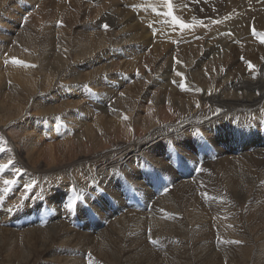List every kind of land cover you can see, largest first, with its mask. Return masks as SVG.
Wrapping results in <instances>:
<instances>
[{
  "label": "rangeland",
  "instance_id": "1",
  "mask_svg": "<svg viewBox=\"0 0 264 264\" xmlns=\"http://www.w3.org/2000/svg\"><path fill=\"white\" fill-rule=\"evenodd\" d=\"M169 4L171 16L167 15ZM263 16L264 0H0V164L8 165L0 172V264H244L245 258L264 264V252L255 247V234L262 224L255 201L241 202L238 197L230 201L225 197L228 181H223L214 167L203 170L207 164L217 166L221 158L204 159L207 162L200 172L194 167L195 175L194 169L190 170V204L198 203L204 210L237 222L247 219L248 226L242 229L241 224L223 232L206 218L195 227V237L186 234L187 242L193 243L190 248L166 252L161 248L130 251L124 245L123 252H111L101 247L104 216L108 215L104 233L115 226L116 216L124 214L127 221L132 218L126 215L128 210L117 213L118 208L106 204L107 211H102L101 203L95 201L102 187L99 179L95 185L98 189H87L80 169L75 171L76 178L69 172L61 174V187L39 179L59 155L69 158L64 164L81 165L92 172L108 171L105 162L97 159L79 162L106 152L110 144L118 146L150 132V120L146 119L153 107H161L165 115L176 114L168 89L158 85L160 81L166 83L160 79L167 76V69L186 72L207 45L218 49L221 42H261L264 32L256 19ZM173 17L188 27L181 28ZM233 53L235 59L225 64L226 69L234 67L232 75V71L234 76L240 72L257 74L260 60L252 61L251 52ZM214 54L200 58V63L196 60L192 72L205 75L214 71ZM165 62L169 63L165 66ZM249 62L253 69L248 67ZM217 82L221 85L218 89L226 85L223 94L232 91L233 83L227 86ZM207 85L212 86L213 80L203 85L199 79L193 94H202L201 89ZM180 91L184 100L191 94ZM172 119H163L162 125L168 126ZM248 150L253 152V147ZM173 153L178 154L175 150ZM178 155L171 162L175 169L183 166L180 168L184 172L195 154ZM6 179L15 183L5 186ZM28 185L33 187L29 190ZM130 185L122 190L124 196L139 192L138 188L129 193ZM74 195L77 203L70 209ZM244 203L250 204V211ZM160 212V216H166ZM151 216H155L153 212L150 223ZM183 221L190 229L188 217ZM232 232H237L239 239L226 250L222 242ZM138 236L148 239V233ZM44 242L51 247L44 248ZM247 243L252 249L241 251Z\"/></svg>",
  "mask_w": 264,
  "mask_h": 264
},
{
  "label": "bare ground",
  "instance_id": "2",
  "mask_svg": "<svg viewBox=\"0 0 264 264\" xmlns=\"http://www.w3.org/2000/svg\"><path fill=\"white\" fill-rule=\"evenodd\" d=\"M162 1L164 3L168 2V0ZM180 7H177V9ZM114 15L117 16L118 14L115 13ZM115 24L116 22L114 21L113 26ZM256 25L264 32V16L256 19ZM259 29L257 28V30ZM218 45V49H211V46L207 45L196 56L189 69L185 70L186 72L182 73L179 70L173 72L174 69L169 68L167 69V76L160 79H165L166 81V83L160 81L158 85L168 89L167 96H171L172 99L170 106L176 109V114L167 113L165 115L161 112V107H159L160 109L157 106L153 107L146 119L150 120L148 124L150 132L138 135L135 139L129 140V142H123V144L121 142L118 146H115L116 144L114 143V145L110 144L106 152H98L93 157L79 162V164H83L89 160L97 159L105 162V166L109 168L108 171H103L104 169L97 171L94 169L92 172L81 165L64 164V162L69 161V158L59 155L52 159L54 165L48 171H45L47 174L43 178H39L41 183L46 181L45 184L61 187L63 181L58 179L61 174L69 172L73 178H76L75 171L80 169L82 177L88 185L87 189L90 187L92 189V186H94L93 189H98L95 185L100 180L101 192L96 195L95 201L101 203L103 212L107 211L108 206L115 209L118 208L119 211L117 213L128 210L126 215L132 220H125L124 214L116 216L115 222L112 221L115 226L110 228L107 233L103 232L107 227L103 223L108 221V215L102 216L101 225L104 228L101 231V237L104 243L101 247L104 250L123 252L121 251L122 245H124V248L126 246V249L128 248L130 251L138 250L140 252L156 251V249L160 248L161 252L190 248L193 243L187 242L188 237L186 234L195 237L197 235L195 227L200 226L206 218H211L210 222L219 231L229 232L231 228L241 226V224L242 229L246 228L248 226L247 219L237 222L235 219H229L226 216H218L214 211L204 210L203 206L198 203L190 204L192 194L189 189V184L192 180L189 178L190 170L192 169L193 172L194 167H196V169L199 168L200 172L202 164L207 162L204 159L215 156L217 159L221 158V162L217 166L207 164L203 170L205 171L207 167H214L220 173L222 180L228 181L230 186L225 188L228 187L227 191L229 190L230 193L227 192L225 197L230 201L233 200V197H238L241 202L243 200L245 202L248 201V203L252 200L255 201V208L262 213V224L257 234H255L257 236L255 237L257 240L256 246H253L264 252V42H255V39H252L248 42H235L233 43L234 46L232 44L226 45L223 42ZM230 49L234 50L230 53H224V51ZM234 51L251 52L252 61L260 60V66L255 76L251 74L243 75L242 72H240L241 75L237 73L238 76H234L236 73L232 71L234 74L232 75L230 72L234 67L225 68L228 60L235 59ZM213 52L216 54L212 58L218 57V59H213L217 63H215L216 69L214 71L205 73V75L201 74V71L192 72L196 60L200 63L201 59ZM226 54L232 55L227 58ZM192 59L188 61L191 62ZM169 62L171 61L169 60ZM169 62H165V66ZM180 66H183V64ZM161 69L160 71H162ZM209 70L211 69L209 68ZM178 72L182 73V76H178L176 74ZM166 78L168 79L166 80ZM199 79L203 85H206L208 79L213 80V85L217 81H222L224 84H228L227 86L233 83L231 85L232 91L223 94L222 90L226 85L222 87L223 89H218L221 86L218 84L221 82H217L218 84H215V87L213 85L204 86L201 89L202 94L194 95L193 93L197 88ZM182 84L184 85L183 88L181 87ZM181 89L186 93H191L185 100L179 96ZM172 97L177 98V100L174 101L175 98L173 99ZM162 100H166V97L162 96ZM207 105L208 107H205ZM161 117L164 121L172 118L173 121L169 122L168 126H163L162 123L164 124L166 121L163 122ZM141 138L142 140L139 142ZM249 147H253V152H249L251 150H248ZM174 150L178 154L182 152L195 154L194 161L192 160L186 164L184 172L180 168L183 166L178 165L179 167L175 169V163L172 164L171 162L175 158H179L178 154H171ZM231 154H234L232 158ZM131 159L132 161L130 162ZM234 168L238 173H236ZM98 169L101 168L99 167ZM242 169L247 170L243 172L251 174H243ZM52 172L53 174H51ZM193 175H195V169ZM152 179L153 181L149 183ZM126 184H131L128 189L129 193L138 188L139 192L135 195L124 196L122 190H125ZM200 187L203 188L201 185ZM89 194L91 195L92 192L90 191ZM136 196L139 197L135 201ZM155 197L158 198L156 199ZM238 198L237 200H239ZM73 201H77L75 195ZM73 201L70 200L71 203ZM248 203L243 205H246L247 210L250 211V204ZM160 210L166 216H160ZM152 212L155 216H151L153 219L150 223ZM127 216L126 218H128ZM185 217L190 220V229L187 228L183 221ZM110 225L112 226V224ZM48 229L51 230L52 228ZM234 229L236 230V228ZM140 232L148 233V239L139 238ZM52 233L54 232L52 231ZM236 233H228L227 238L223 239L225 241L222 243L226 246V250H230L235 240L239 239V234ZM115 236H117L118 241L114 238ZM172 238H175L177 242H174ZM243 238L246 237L243 236ZM84 245L87 246L86 244ZM42 246L44 248L51 247L47 242H44ZM250 248L252 249L250 244L248 245L247 243L240 249H243L241 251L244 252ZM243 263L256 264L249 258H245Z\"/></svg>",
  "mask_w": 264,
  "mask_h": 264
},
{
  "label": "snow or ice",
  "instance_id": "3",
  "mask_svg": "<svg viewBox=\"0 0 264 264\" xmlns=\"http://www.w3.org/2000/svg\"><path fill=\"white\" fill-rule=\"evenodd\" d=\"M167 15H170V16L172 15V13H171V4H169V12L167 13ZM173 21H174L175 23H179L181 28H186V27H188V25L184 24L183 22H180V21L176 20L175 17H173ZM104 27H105V29H107L108 26L105 25ZM253 33L255 34V30H254V29H253ZM261 42H264V36L261 37ZM177 62H179V61H177ZM13 63L21 64L22 62L19 61V60H13ZM248 67H249L250 69H253L254 66L251 65V63L249 62ZM176 74H177L178 76H182V73H179V72H178V73H176ZM181 87L183 88L184 85L182 84ZM123 118H124V119H127L126 116L123 117ZM0 151H2V149H0ZM6 167H8V165H6V164H0V172H2ZM3 183H4L5 186H8V185H13V184L15 183V181H14V180H10V179H6V180L3 181ZM32 187H33V185H28V189H29V190H30ZM4 191H8V188L5 187ZM76 203H77V201H73L72 204H69V205H68V207H69L70 209H72V208L75 207ZM237 243H238V242H237Z\"/></svg>",
  "mask_w": 264,
  "mask_h": 264
}]
</instances>
